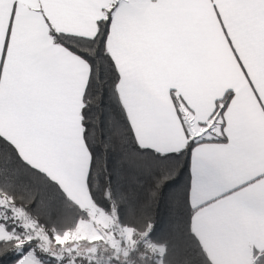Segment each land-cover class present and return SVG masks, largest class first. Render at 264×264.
<instances>
[{"label":"snow or ice","instance_id":"snow-or-ice-1","mask_svg":"<svg viewBox=\"0 0 264 264\" xmlns=\"http://www.w3.org/2000/svg\"><path fill=\"white\" fill-rule=\"evenodd\" d=\"M0 264H264V0H0Z\"/></svg>","mask_w":264,"mask_h":264},{"label":"trees","instance_id":"trees-1","mask_svg":"<svg viewBox=\"0 0 264 264\" xmlns=\"http://www.w3.org/2000/svg\"><path fill=\"white\" fill-rule=\"evenodd\" d=\"M186 179V173L181 175L178 180V186H182ZM178 213L168 209L164 205L161 207L160 217H159V228L158 234L164 236L167 234L168 230L174 227L176 220L178 218Z\"/></svg>","mask_w":264,"mask_h":264}]
</instances>
